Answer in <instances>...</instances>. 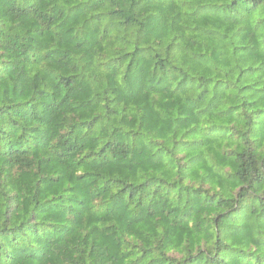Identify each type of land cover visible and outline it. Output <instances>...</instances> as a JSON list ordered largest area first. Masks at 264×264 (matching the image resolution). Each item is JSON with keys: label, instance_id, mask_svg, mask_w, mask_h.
<instances>
[{"label": "trees", "instance_id": "trees-1", "mask_svg": "<svg viewBox=\"0 0 264 264\" xmlns=\"http://www.w3.org/2000/svg\"><path fill=\"white\" fill-rule=\"evenodd\" d=\"M0 264H264V0H0Z\"/></svg>", "mask_w": 264, "mask_h": 264}]
</instances>
